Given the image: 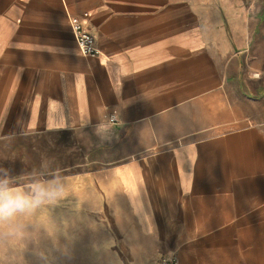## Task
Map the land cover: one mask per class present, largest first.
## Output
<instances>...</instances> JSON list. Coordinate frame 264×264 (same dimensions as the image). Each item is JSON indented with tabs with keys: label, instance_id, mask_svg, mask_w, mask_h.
I'll list each match as a JSON object with an SVG mask.
<instances>
[{
	"label": "crops",
	"instance_id": "crops-1",
	"mask_svg": "<svg viewBox=\"0 0 264 264\" xmlns=\"http://www.w3.org/2000/svg\"><path fill=\"white\" fill-rule=\"evenodd\" d=\"M39 145L83 258L264 264V0H0V147Z\"/></svg>",
	"mask_w": 264,
	"mask_h": 264
},
{
	"label": "rangeland",
	"instance_id": "rangeland-1",
	"mask_svg": "<svg viewBox=\"0 0 264 264\" xmlns=\"http://www.w3.org/2000/svg\"><path fill=\"white\" fill-rule=\"evenodd\" d=\"M37 149L39 153L35 155L31 146L0 147V166L17 172L35 169L41 163L47 167L49 163L42 161L44 148L39 145ZM22 223L23 238L17 236L0 242V264H98L92 256L83 258L82 254H95L94 249L82 251L81 244L74 242L75 238L68 233L62 208L38 209Z\"/></svg>",
	"mask_w": 264,
	"mask_h": 264
},
{
	"label": "clouds",
	"instance_id": "clouds-1",
	"mask_svg": "<svg viewBox=\"0 0 264 264\" xmlns=\"http://www.w3.org/2000/svg\"><path fill=\"white\" fill-rule=\"evenodd\" d=\"M109 120L110 125H97V139L103 144L114 139V121ZM66 180L56 168L44 163L24 172L0 166V242L23 238L24 218L64 200L69 195Z\"/></svg>",
	"mask_w": 264,
	"mask_h": 264
},
{
	"label": "built area",
	"instance_id": "built-area-1",
	"mask_svg": "<svg viewBox=\"0 0 264 264\" xmlns=\"http://www.w3.org/2000/svg\"><path fill=\"white\" fill-rule=\"evenodd\" d=\"M86 16V14L84 15ZM72 27L74 29L75 39L80 48L81 52L87 56L95 57L99 53V48L95 43V37L92 33L86 30L82 24L77 19L72 20ZM111 117L112 121H115L113 115ZM177 256L172 254L170 256H159L149 264H179Z\"/></svg>",
	"mask_w": 264,
	"mask_h": 264
}]
</instances>
